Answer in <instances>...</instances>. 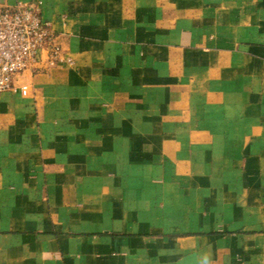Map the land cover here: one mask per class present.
Listing matches in <instances>:
<instances>
[{
  "label": "crops",
  "instance_id": "0c3cea01",
  "mask_svg": "<svg viewBox=\"0 0 264 264\" xmlns=\"http://www.w3.org/2000/svg\"><path fill=\"white\" fill-rule=\"evenodd\" d=\"M39 2L62 57L0 93V264H264V0Z\"/></svg>",
  "mask_w": 264,
  "mask_h": 264
},
{
  "label": "built area",
  "instance_id": "2783aa9c",
  "mask_svg": "<svg viewBox=\"0 0 264 264\" xmlns=\"http://www.w3.org/2000/svg\"><path fill=\"white\" fill-rule=\"evenodd\" d=\"M61 36L44 19L39 0L0 4V93L12 88L15 78L58 64L62 57ZM25 90H23L24 92Z\"/></svg>",
  "mask_w": 264,
  "mask_h": 264
}]
</instances>
